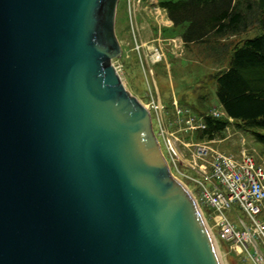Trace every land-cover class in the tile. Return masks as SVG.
I'll list each match as a JSON object with an SVG mask.
<instances>
[{
	"label": "water",
	"instance_id": "obj_1",
	"mask_svg": "<svg viewBox=\"0 0 264 264\" xmlns=\"http://www.w3.org/2000/svg\"><path fill=\"white\" fill-rule=\"evenodd\" d=\"M118 0H0V264H221L113 58Z\"/></svg>",
	"mask_w": 264,
	"mask_h": 264
},
{
	"label": "rangeland",
	"instance_id": "obj_2",
	"mask_svg": "<svg viewBox=\"0 0 264 264\" xmlns=\"http://www.w3.org/2000/svg\"><path fill=\"white\" fill-rule=\"evenodd\" d=\"M182 26L169 23L167 13L159 0H118L115 14V32L122 52L113 58L122 82L137 98L147 105L152 98L159 102L158 111L150 109L154 133L165 156L160 128L171 135L180 152L182 172L193 175L188 165L192 161L193 144L208 142L210 146L224 152L236 153L245 148L255 158L264 159V145L257 143L247 132L229 123L225 130L213 139L201 137L199 128L193 127L203 122L204 116L225 117L215 94V73L227 65V57L221 59V52H214L202 43L185 44L179 36ZM256 28L230 35L226 41H239L255 33ZM163 55L154 59V49ZM184 110L177 115L175 104ZM220 112L219 116L213 114ZM194 118L193 125L186 118ZM232 121L231 119H229ZM158 134V135H157ZM192 192L199 195L193 181L176 175ZM206 224L212 231L221 264H252L235 246L224 241L218 226L212 220V212L202 202H198ZM264 217V213L262 216Z\"/></svg>",
	"mask_w": 264,
	"mask_h": 264
},
{
	"label": "trees",
	"instance_id": "obj_3",
	"mask_svg": "<svg viewBox=\"0 0 264 264\" xmlns=\"http://www.w3.org/2000/svg\"><path fill=\"white\" fill-rule=\"evenodd\" d=\"M185 44L221 52L227 65L215 73V94L225 117L205 115L201 137L213 139L229 123L264 145V0H159ZM257 30L239 41L230 35ZM229 118L232 120L230 121ZM258 159V158H257Z\"/></svg>",
	"mask_w": 264,
	"mask_h": 264
},
{
	"label": "built area",
	"instance_id": "obj_4",
	"mask_svg": "<svg viewBox=\"0 0 264 264\" xmlns=\"http://www.w3.org/2000/svg\"><path fill=\"white\" fill-rule=\"evenodd\" d=\"M154 51V59H160L163 53L158 46ZM174 104L177 115H183L184 110L177 102ZM145 106L156 112L159 102L152 98ZM213 114L219 116L220 112ZM193 120L191 116L186 118L190 125ZM193 127L203 128L204 123ZM160 133L171 173L175 178L176 175L189 178L197 186L199 195L194 198L209 207L221 238L232 243L252 264H264V217H260L264 213V159H256L245 148L229 153L203 141L193 144L192 161L188 165L193 175H188L182 172L181 155L174 138L163 128Z\"/></svg>",
	"mask_w": 264,
	"mask_h": 264
},
{
	"label": "crops",
	"instance_id": "obj_5",
	"mask_svg": "<svg viewBox=\"0 0 264 264\" xmlns=\"http://www.w3.org/2000/svg\"><path fill=\"white\" fill-rule=\"evenodd\" d=\"M168 21H169V23H171L172 21L168 18ZM179 36L181 37V35L179 34Z\"/></svg>",
	"mask_w": 264,
	"mask_h": 264
},
{
	"label": "bare ground",
	"instance_id": "obj_6",
	"mask_svg": "<svg viewBox=\"0 0 264 264\" xmlns=\"http://www.w3.org/2000/svg\"><path fill=\"white\" fill-rule=\"evenodd\" d=\"M150 112V111H149ZM151 115V114H150ZM158 139V138H157Z\"/></svg>",
	"mask_w": 264,
	"mask_h": 264
}]
</instances>
